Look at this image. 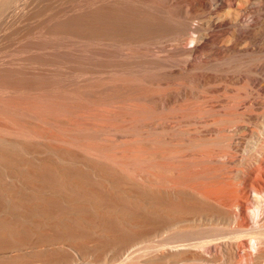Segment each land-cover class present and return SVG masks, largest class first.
Here are the masks:
<instances>
[{
  "label": "rangeland",
  "instance_id": "obj_1",
  "mask_svg": "<svg viewBox=\"0 0 264 264\" xmlns=\"http://www.w3.org/2000/svg\"><path fill=\"white\" fill-rule=\"evenodd\" d=\"M4 2L2 4L5 7H0L2 9V11L0 10V78H2L0 79V152L3 151L2 153L5 154L4 158H0V234L4 237V242L0 244V264H145L143 262V251L145 250L143 242L139 243L140 247L137 251L140 253L136 251V255L139 254L136 259L125 260V254L121 253L126 249L128 243L129 246L141 240L143 237L142 231L145 230L143 229L145 228L143 223L146 220L145 213L147 211L143 203V192H140L142 190L140 185L143 177V174H141L144 169L143 164H145L143 121L147 117L146 109L150 107L148 105L151 103L150 100L154 95L172 97L171 100H177L179 103L177 105L171 103L166 108H153L150 112L153 116L161 115L164 112L168 115L172 114L177 119L180 117L182 120L173 121L177 124V126L175 125L177 129L175 134L184 135L187 125L182 122L187 118H193L192 115H195L196 111L194 109L198 105L195 102L199 101L200 97L198 95L202 93L205 94H202L201 98L211 100L229 98V100L246 103L247 99L249 100L251 97L257 99L258 103L253 108L244 103L248 109L246 111H252L253 109L252 113L256 115L255 119L243 121V125L247 126L246 129L243 130V128L234 126L230 122L224 124L227 129L223 131L224 134H220L224 135L221 136L224 138V140L222 139L224 149H226L224 151H228L232 159L234 157L233 163L229 164L231 171L235 173L238 172L240 167L245 168L247 163L252 160L256 142L262 135L264 136V67L260 65L264 59V40H262L264 38V27L261 25L256 26L257 38L255 45L250 44L253 49L248 48L247 44L243 42L239 45V50L223 56L219 54L215 46H206L195 51L194 55L188 56L189 58L181 54L171 55V59H175L173 68L171 66L163 68L160 62L155 63L156 61L162 62L163 59L152 51H145L144 53L136 51L135 55L140 58L144 57L143 60L153 59V57L156 59H149L152 63L148 59L147 62L141 61L142 65L145 63L149 68L140 71H126V66L124 67L126 58L121 53L122 48L125 47L123 44L124 39L118 38L115 39L118 42L115 50L118 51H113L112 56L108 57L110 59L107 58L106 63L103 65L105 70L102 69V71L97 59V47H94L98 45V39H96L95 31H91V27H96V22L93 20V13L96 9L92 7L96 8L97 0H10L9 4L5 0ZM5 8L8 9L4 10ZM241 8L245 9V5H241ZM13 10L16 12L15 14ZM223 10L224 19L230 20L238 11V8L237 6H231ZM17 12L20 13L17 14ZM74 12L79 13L75 14ZM220 13H222L221 10ZM71 14H73V17ZM200 14V18L195 17L192 20L193 24L204 22L209 17L214 16V14L205 10L201 11ZM83 16L84 18H82ZM63 18H65V22ZM115 22L113 21L112 24H117L116 28L122 26L117 21ZM71 24H74L73 28H78L79 25L82 28L80 27L81 30H74ZM57 25L62 27L58 28ZM64 25L68 28L66 29ZM86 26L87 31L83 30V28L86 29ZM115 27L112 26V28ZM50 28H52V31H50ZM80 31L82 35L79 33ZM213 31L221 32V30ZM227 34V32H224V36L226 35L224 38L226 39ZM33 45L34 47H31ZM185 45L183 46L185 47ZM74 48H76L75 51ZM69 51L75 56L71 55ZM81 54L86 55V59ZM55 58L57 59L55 60ZM84 59L88 63L82 62ZM194 61H197V63ZM201 61L203 63L199 64ZM120 62L124 63L120 64ZM109 63H114V65L109 66ZM149 64L155 66L151 67ZM83 66L88 67V69H83ZM46 69H50V71ZM163 70L168 73L163 74ZM245 71L246 73H252L256 77V81L250 82L245 78L234 81L229 78L234 72L242 74ZM222 74L225 76L223 77ZM44 75L46 76L44 77ZM114 76L118 78L115 77L116 80H113L115 79ZM55 77L59 79L56 80ZM106 77L112 79H104ZM19 78L20 80H18ZM44 79H46V82ZM132 82L139 83L134 84ZM122 83H125L126 86H124L125 84L122 86ZM10 85H13V87H9ZM171 92H175V94L170 95ZM193 92H196L195 95ZM52 112L54 113L52 114ZM66 113L69 114L66 115ZM210 113L211 111L208 116L211 119L219 120V115H211ZM51 115H54V117ZM233 115L232 117L236 116ZM64 116L65 119H63ZM59 118L61 121H59ZM178 121H182L179 124L183 126H179ZM35 129L47 134H36L34 133ZM24 142L30 144L32 148L35 147L34 150L24 149ZM231 142L234 144L232 145ZM218 143L223 145L222 141ZM192 144H190L191 147H197ZM158 145L163 146V149L170 148V150H174V145H166L165 143H158ZM132 151L133 153H131ZM154 159L157 160V158ZM168 159L173 160L174 157H168ZM171 160H168V162ZM44 163H50L51 170H49L50 168L45 170L43 168ZM105 165L107 166L105 167ZM103 166L105 168L99 169ZM252 166L255 167V164L253 163ZM107 167H114L113 169L116 168L115 171L117 170L120 173L124 172L121 174L122 177L132 179L129 184L132 183L130 185L135 186L133 188L137 193L133 195L113 194V196L112 192L115 190L116 183L112 185L110 181L107 182L100 178V172H106ZM76 169L83 174L85 185L98 191L97 195L93 194V189H79V185L75 182H69L71 178L67 176H65L66 180L62 182L56 173V170H59L72 174V171ZM120 169L122 171H119ZM32 170L47 172L42 171L41 174L46 173V175L44 174L43 177L42 174L41 178V174L40 177L38 175L33 176ZM96 170L98 172L101 170L100 175ZM134 183L138 184L135 185ZM136 186H139L140 189H136ZM5 187L9 188L8 193L5 191ZM18 193L27 198L15 199L10 196ZM34 196L39 197L42 201H54L56 205H52L49 209L31 208L29 207L28 197L33 198ZM68 196L75 197V200H69ZM154 202L157 203L156 200ZM173 203L178 207L182 205L179 201L180 205L177 204L176 199ZM152 211L155 212H151V215H149L151 221L157 218L153 217L152 214L156 213L154 216L158 214L156 209H152ZM158 218L167 220L166 216L162 215ZM156 221L157 219L155 223L152 221L154 226L157 225ZM39 228L50 235L43 237L38 231ZM134 229L137 230L134 231ZM69 233L76 235L73 236ZM119 235H121V238L123 237V241L131 237L129 239H134V242L132 240L126 242L128 239L124 241L127 244L121 243V245H118L122 240L118 239L119 241L116 240L117 243H115L116 238H113L116 236L120 238ZM117 250L121 251L120 254L117 253Z\"/></svg>",
  "mask_w": 264,
  "mask_h": 264
},
{
  "label": "bare ground",
  "instance_id": "obj_2",
  "mask_svg": "<svg viewBox=\"0 0 264 264\" xmlns=\"http://www.w3.org/2000/svg\"><path fill=\"white\" fill-rule=\"evenodd\" d=\"M2 1L4 2V0H2ZM5 1L8 2V4H9L10 0H8V1L5 0ZM2 3L0 6L1 8L3 6ZM4 4H6V3L4 2ZM7 5H6V7H7ZM241 5L242 6L245 5V9L241 8ZM231 6H237L238 11L235 12V14L232 16V19H230V20L224 19V16L222 15L224 12L223 9L226 7H231ZM3 7H5V5ZM1 8H0V10L2 11ZM92 8L96 9V10H94L95 11L93 13L94 15L92 14L94 16L93 20L96 22V27H94L93 25L92 26L96 29L92 30L94 28L91 27V31L92 32L95 31L94 33L96 35V39H98V45L94 46V47H97L96 48L97 59L99 61L98 63L101 67V70L103 69V67H105L103 65L106 63L105 61L107 60V58L109 56H112L113 51H118V50H115V47L118 44V42H116L115 39H118V38H120V39L122 38V40L124 39L123 44L125 45V47L122 48L123 51H121V53L125 56L126 61L123 59L125 61V63L120 62V64H123V63L125 64L124 67L126 66L125 67L126 71H140L142 69L149 68L147 64L145 65V63H144V65H142V63H140L141 61L147 62L146 61L147 59L153 60V59H155V57H153V59L152 58H147V59L145 58L146 60H143L144 57L140 58V57H137L135 55L136 51L142 52V53H144L145 51L146 52L152 51L155 53V55H157L158 57H161L163 59L162 62L156 61L155 63L160 62L161 67L163 66V68L165 66H167V67L171 66L172 67V66H174L173 62L175 59H171V57H170L171 55L181 54V55H185L188 57V56H191L198 49L206 47V46H213V47L215 46V48L217 49L219 54L223 55V56L239 50L240 49L239 45L242 44L243 42H245L247 44L248 48H251L250 44L255 45V41L257 38L256 26L261 25L264 27V11H262L264 9V0H97L96 8H94V7H92ZM6 9H8V8H5L4 10H6ZM14 10H16V9H14ZM61 10H63V9H61ZM87 10H89V9H87ZM203 10L207 11L208 13L214 14V16L209 17V19H207L204 22L201 21L200 23L198 22V23L193 24L192 20L195 17L200 18V16H201L200 12ZM220 10L222 11V13H220ZM90 11L92 12V10H90ZM15 13L16 12L14 11V14ZM19 13L17 12V14H19ZM74 13L78 14L79 12H74ZM71 15L73 17V14H71ZM82 15H86V14H82ZM16 16H18V15H16ZM75 17H77V16H75ZM66 18H67V16H66ZM82 18H84V16ZM57 19H60V18H57ZM63 19L65 22V18H63ZM74 19H76V18H74ZM85 19H86V17H85ZM88 19H91V18H88ZM113 21L114 22L117 21V23H119V25H122V26L120 28L119 27L116 28L115 26L117 24L115 25V23H116L115 22L113 25L112 24ZM71 22H74V21H71ZM79 23H80V21H79ZM92 23H93V21H92ZM61 25L60 26L57 25L58 28L62 27ZM71 25L73 28L74 24H71ZM110 25L114 26L115 28H112V26H110ZM68 26L70 27V25H68ZM261 26H260V28H261ZM77 27L78 28L75 27L73 29L74 30H76V29L81 30V28H82V26H80V25ZM65 28H66V26H65ZM72 28H70V29H72ZM50 29L49 30L52 31V28H50ZM60 29L62 30V28H60ZM46 30H47V28H46ZM74 30H73V32L75 34ZM78 30H77V32H78ZM83 30L87 31V26H86V29L83 28ZM213 30H219V31L221 30V32L213 31ZM54 31H56V30H54ZM190 31H192L191 32L192 34L190 33ZM53 32H51V33H53ZM56 32H58V31H56ZM56 32H54V33H56ZM224 32L228 33L227 39L224 38L226 36V35L224 36ZM70 33H72V32H70ZM79 33L81 34V31ZM94 33H93V35H94ZM53 39H55V38H53ZM73 40H71V41H73ZM185 40H187L186 43H184ZM262 40H264V38ZM262 42H261V44H262ZM40 43H41V41H40ZM45 44H47V43H45ZM184 44H186L185 47L183 46ZM77 45H78V43H77ZM31 47H34V45ZM37 47H38V45H37ZM247 47H245V48H247ZM76 48H78V47H76ZM76 48H74V51ZM251 49H253V48H251ZM59 50H61V49H59ZM61 51H63V50H61ZM45 52H47V51H45ZM91 52H92V50H91ZM69 53H70V51H69ZM72 53L76 54L77 52H72ZM38 54H40V53H38ZM49 54H50V52H49ZM93 54H94V52H93ZM260 54H261V52H260ZM71 55H74V54H71ZM83 55H82V57L86 56V55L85 56H83ZM38 57H39V55H38ZM215 57L217 58V56H215ZM49 58H51V57L49 56ZM111 58H113V57H111ZM121 58H123V57H121ZM29 59H31V58H29ZM56 59L57 58H55V60ZM85 59H86V57H85ZM85 59L82 60V62H84ZM108 59H110V58H108ZM116 59H118V58L116 57ZM208 59H210V58H208ZM151 60H149V61H151ZM35 61H37V60H35ZM50 61H52V60H50ZM114 61H116V60H114ZM40 62H42V61H40ZM62 62H63V60H62ZM78 62L80 63L81 61H78ZM86 62H87V60L85 61V63ZM110 62H112V61H110ZM117 62H119V61H117ZM90 63H92V62H90ZM114 63L113 64L109 63V66L114 65ZM151 63H152V61H151ZM185 63H187V61H185ZM195 63H197V61ZM202 63H203L202 61H201V63L199 62V64H202ZM205 63H207V62H205ZM59 65H61V64H59ZM75 65H77V64H75ZM117 65H118V63H117ZM260 65L262 67H264V59ZM77 66H79V65H77ZM107 66H108V62H107ZM149 66L153 67L155 65L149 64ZM36 67H38V66H36ZM79 67H81V66H79ZM97 67H99V66L97 65ZM120 67H122V66H120ZM85 68L88 69V67H84L83 69H85ZM91 68H93V67H91ZM50 69H52V68L50 67ZM50 69H46V70L50 71ZM106 69H108V68H106ZM58 70H60V69H58ZM103 70H105V68ZM6 71H7V69H6ZM60 71H62V70H60ZM91 71H89V72H91ZM99 71H100V69H99ZM172 71H173V69H172ZM55 72H56V70H55ZM75 72H76V70H75ZM243 72H242V74H239V73L236 74L234 72L235 74L233 73L232 75H230L229 78L233 79L234 81H240L243 78H245V80H248L250 82L256 81V77L252 73H249V72L246 73V71H245V73H243ZM21 73H23V72H21ZM63 73H65V72H63ZM162 73L165 74L168 72L163 70ZM7 74H9V73H7ZM12 74H13V72H12ZM108 75H110V74H108ZM138 75H140V74H138ZM37 76H38V74H37ZM37 76H35V77H37ZM45 76L46 75H44V77ZM121 76H123V75H121ZM224 76L225 75H223V77ZM115 77L116 76H114L113 78H115ZM124 77L126 78V75ZM16 78H18V77H16ZM107 78H109V80L112 79L110 77H106L104 79H107ZM116 78H118V77H116ZM116 78L113 80H116ZM119 78H120V76H119ZM129 78H130V76H129ZM131 78L134 79L135 77H131ZM136 78H137V76H136ZM203 78H204V76H203ZM218 78H219V75H218ZM0 79H2V78H0ZM57 79H59V78H56V80ZM216 79H217V77H216ZM18 80H20V78ZM30 80H31V78H30ZM44 80L46 82V79H44ZM119 80H122V79H119ZM25 81H24V83H25ZM28 82H26V83H28ZM40 82H38V83H40ZM55 83H56V81H55ZM61 83H63V82H61ZM132 83L137 84L139 82H137V83L132 82ZM123 84H125V83H122V86H123ZM1 86H2V84H1ZM11 86L13 87V85H10L9 87H11ZM124 86H126V84ZM121 88L123 89V87H121ZM124 88H126V87H124ZM225 88H227V87H225ZM78 90H80V89H78ZM120 91H121V89H120ZM60 93H62V92H60ZM173 93L175 94V92H173ZM173 93L171 92L170 95H172ZM195 93H194V95H195ZM200 94H201V92H200ZM176 95H180V94H176ZM201 95H198V97H200L199 101L195 102V104L198 103V105H197V107L194 106L195 107L194 111L195 110L196 111H195V115L194 114L192 115L193 118H189V119L187 118V119L183 120V122L180 121L182 123H185L184 125H187V127L185 129L186 135L185 134L184 135L175 134V131L177 130L175 125L177 126V124L173 123V121H177V120L181 119L180 117H178V119H177L176 117L172 116V114L168 115V113L165 114L164 112H162L161 115H155V116L151 115V112H152L151 110L153 108H166L171 103H176L175 105H177L178 102L176 99L171 100L172 97L169 98V97H165V96L162 97V95L161 96L160 95H154L152 100H150L151 103L148 104V105H150V107L147 106L148 109H146V110H147L148 114H147L145 121H143V123H144V137H145V141H144L145 145L143 146V149H144V160H145L144 163L145 164H143L144 169H143V173H141V174H143V177H142V182L140 185L142 187V190L140 192H143V195L142 194L141 195L144 198L143 203H144L146 211H147V213H145L146 214V220L142 219V220H145V222L143 223L145 228H143V226H141V228H143L145 230L142 231L140 229V232L141 231L143 232V234L141 232V234L143 235L142 239L137 241V242H134L133 241L134 239H131L134 243H132V244L130 243L131 245H129V246H128L129 243L127 244L126 242H130L131 240L129 238H131V237L128 238L129 240L126 239L128 241L124 240L126 242H124L122 240L123 237L121 238V235H119L121 239L117 238V236L113 238V239L116 238L115 243H117L116 240H118V239L122 240V242H120V244H118V245H121V243L127 244L128 247L125 245L126 249L123 251V253H121V254H125V257H124L125 260L126 259H136V257H138V255H139V254L136 255L137 254L136 251L140 247L139 243L143 242L142 244H144V248H145V250L143 249L144 250L143 251L144 252L143 262L145 264H264V136L262 135V137L259 138V140L256 142V145L254 146L255 150L253 152L252 160L249 161L247 163V165L245 164L246 165L245 168L242 169V167H240V169H238V172L233 173L230 169V165H231L230 163H233L234 157L232 156L233 157V159H232L231 154L228 151H224V150H226V149H224V142H223L224 138H222L224 135L222 136L220 134L223 133V131H225V129H227V126H225L224 124L230 123V122L232 123V125L239 126V127L243 128V130H244V128L245 127L247 128V126H245V124L243 125V121H245V120L249 121L251 119H255L254 117L256 115L252 113L253 109H252V111L251 110L246 111L247 108L244 105L245 102L242 103V101L240 102V101H236V100H229V98L228 99L227 98L226 99L221 98V100H218V99L217 100H214V99L211 100L208 98L207 99L201 98L202 97ZM190 98H192V97H190ZM50 99H52V98H50ZM56 101H58V100H56ZM59 102H61V101L59 100ZM10 103H11V101H10ZM257 103H258L257 99H255L254 97H251V98H249V100L247 99V102L245 104H247L249 107L253 108V107H255V105ZM68 108H70V107L68 106ZM16 110H18V109H16ZM205 111L206 112L208 111L207 114ZM210 111H211V113H210L211 115L212 114L219 115L220 118L218 121H221V122H218L214 118L211 119V117L208 116ZM50 112H51V110H50ZM14 113H16V112H14ZM53 113L54 112H52V114ZM67 114H69V113H66V115ZM64 115H65V113H64ZM179 115H181V114H179ZM232 115L233 116L236 115V116L232 117ZM51 116L54 117V115H51ZM57 116H59V115H57ZM214 117H216V116H214ZM55 118H56V116H55ZM59 119H57V120H59ZM63 119H65V116ZM59 121H61V119ZM180 122L178 121L177 123L179 124ZM179 126H183V125L179 124ZM229 126H230V124H229ZM2 127H4V126H2ZM38 129L40 130V128H38ZM34 133H36V134L44 133L45 134L46 132L38 131L35 129ZM221 141H222L223 145L218 143ZM28 143H30V142L28 141ZM28 143L24 142L23 148L26 150H34L33 148H35V147H33V148L31 147L32 143H30L31 145ZM158 143H160V144L165 143L166 145L167 144L168 145H174L173 146L174 150H170V148H167L168 150L163 149V146H159ZM192 143L197 147L196 148L191 147L190 144H192ZM216 143H218L219 145ZM231 144H232V142H231ZM175 147H177L179 149L177 150V148L175 149ZM232 147H234V146H232ZM2 152H0V158H2V157L4 158V156H5V154ZM131 153H133V151ZM134 154H137V153H134ZM168 157H174V159H173L174 162H172L173 160L168 159ZM154 158H157V160ZM153 160H155V162H153ZM168 160H171V161L168 162ZM185 162H187L188 165H187V163L184 164ZM189 162H190V164H189ZM253 163L255 164V167L252 166ZM26 165H28V164H26ZM106 166L107 165H105V167ZM105 167L103 166V167H100L99 169L105 168ZM43 168L45 170H46V168H47V170H48V168H50L49 170H51L50 163H44ZM113 168L107 167L106 172L105 171L100 172L101 171L100 170L99 172L101 173V175L96 170L99 173L100 178L102 180H105L107 182L110 181V183L112 185H113V183H116V185L114 187L115 190L113 189L115 191V193H113L114 192L113 191L112 195L113 194L114 195H116V194L133 195L134 193H137V191L134 190V188H133L135 186L130 185L132 183L129 184V182L132 179L131 180H129L130 178L125 179V177H122V175H121L124 172L120 173L117 170L115 171L116 168L115 169H113ZM97 169H98V167H97ZM76 170L72 171V174H69L65 171H59V170H56V173L58 174V177L61 178L62 182H64L66 180L65 176H67L68 178H71V180L69 182H75L77 185H79L78 186L79 189H81V190L93 189L92 187H87L85 185V183L83 181L84 177L82 176L83 174H81L80 171H78V169H76ZM80 170H82V169H80ZM42 171L47 172L44 170H40V171L32 170V175L33 176L38 175L40 177V174ZM119 171H122V170L120 169ZM42 174H41V178H42ZM44 174L46 175V173H44ZM44 174H43V177H44ZM47 175H48V173H47ZM133 181H135V180H133ZM137 184H135V185H137ZM138 187L136 186V189H140ZM93 190H94L93 194L97 195L98 191L96 189H93ZM5 191L8 193L9 188L5 187ZM138 195H139V193H138ZM10 196L14 197L15 199L27 198L26 196H24L20 193L15 194V195H10ZM67 198L69 200H75V197H72V196H68ZM28 199H29V207H31V208L49 209L52 205H56V202H54V201H49V202H47L45 200L42 201L39 197H36V196H34L33 198L28 197ZM175 199L177 201V204H179V203L182 204V205L179 204L181 207H178L173 203V201L175 202ZM155 200L157 201V203L154 202ZM178 201H179V203H178ZM154 203H155V205H154ZM152 209L153 210L156 209L157 210L156 212L158 213L156 216H154V214H156V213L152 214L153 217H157V218H154L155 220L157 219V221H158V222L156 221L157 225H155V226L153 225V222L155 223V220L152 218L153 219L152 220L153 222H152L151 218L149 217V215H151V212H155V211H152ZM161 215L166 216L167 220L166 219L160 220L162 218L159 219L158 217H161ZM144 217H145V215L143 216V218ZM141 222H143V221H141ZM136 230L137 229H134V231H136ZM38 231L41 233V235L43 237H48L50 235L46 232H43L42 228H39ZM135 233H137V232H135ZM69 234H71L73 236L76 235V234H72V233H69ZM141 236H140V238H141ZM135 240H137V239H135ZM3 242H4V237L2 234H0V244H2ZM116 247L118 248L117 245H116ZM121 247H120V249H121ZM119 252H121V251L117 250V253H119ZM138 253H140V252H138ZM141 254H142V252H141ZM138 259H140V258H138ZM141 259H142V256H141Z\"/></svg>",
  "mask_w": 264,
  "mask_h": 264
}]
</instances>
